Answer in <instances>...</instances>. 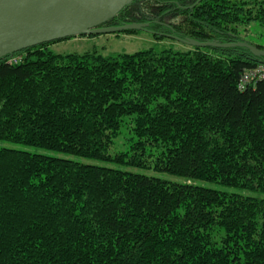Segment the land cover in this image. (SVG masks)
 <instances>
[{"label": "trees", "instance_id": "obj_1", "mask_svg": "<svg viewBox=\"0 0 264 264\" xmlns=\"http://www.w3.org/2000/svg\"><path fill=\"white\" fill-rule=\"evenodd\" d=\"M154 2L155 19L123 33L264 40V0ZM129 8L108 26L131 24ZM71 38L0 60V142L180 181L0 146V264H264V78L239 86L264 57L157 42L109 57L50 48ZM123 123L129 150L111 156Z\"/></svg>", "mask_w": 264, "mask_h": 264}, {"label": "water", "instance_id": "obj_2", "mask_svg": "<svg viewBox=\"0 0 264 264\" xmlns=\"http://www.w3.org/2000/svg\"><path fill=\"white\" fill-rule=\"evenodd\" d=\"M136 0H0V60L22 50L74 36H94L139 30L140 24L101 27ZM173 40L190 47H243L264 57V51L244 42L219 44Z\"/></svg>", "mask_w": 264, "mask_h": 264}, {"label": "rangeland", "instance_id": "obj_3", "mask_svg": "<svg viewBox=\"0 0 264 264\" xmlns=\"http://www.w3.org/2000/svg\"><path fill=\"white\" fill-rule=\"evenodd\" d=\"M158 10L157 4L154 2V0H136L130 5V8L127 12V15L130 16L131 24H136L137 21L140 19H155V12ZM101 27H109L108 22L102 25ZM240 40L244 43L250 44V45H261L264 43V40L262 38H259L257 34L253 33V30L248 31L246 33L240 34ZM158 41L153 40V38L145 32L139 31L135 34H126L123 32L120 33H109V34H100L95 36H74L73 38L58 42L54 45H51L50 48L58 53L61 54H69V53H77L81 54L83 52H89L93 49L96 50L97 54L109 57V56H115L118 54H133L138 51L147 50L153 47H156L160 49L161 47L159 45H163L165 47H173L175 49L179 50H188V47L184 46L183 44L179 42H172L169 40H163L159 42L158 44L155 43ZM20 60V57H13L10 58L9 61L16 62ZM131 133L129 132V126L127 123H123V126L121 127L120 134L117 138L113 140L112 145L109 148V155L113 156L119 152H125L129 150L130 147V137ZM0 146L5 148H13V149H23L27 151H35L39 153H46L53 156H57L60 158H67L71 159L77 162H80L85 165H94L99 167H108L112 169H119L122 171H127L134 174H140L148 177H155L164 179L170 182H176L180 181L179 178L163 173V172H157L151 168H138V167H132L127 165H122L113 161L104 162L99 161L95 159H86V158H78L73 156H67L64 154L59 153H53V152H44L41 150H35L31 148L22 147L13 143L9 142H0ZM201 186L216 190V191H222V192H231V193H240V191L230 189L228 187L221 186L219 184L214 183H208V182H199ZM247 194V193H243ZM249 195V194H247ZM254 196L258 198H263L264 195H258L254 194Z\"/></svg>", "mask_w": 264, "mask_h": 264}, {"label": "built area", "instance_id": "obj_4", "mask_svg": "<svg viewBox=\"0 0 264 264\" xmlns=\"http://www.w3.org/2000/svg\"><path fill=\"white\" fill-rule=\"evenodd\" d=\"M11 62V61H10ZM259 78V79H263L264 78V67H258L257 69H255L253 72L249 73V74H245L241 81H240V88H243L244 85L246 84L247 80L249 78Z\"/></svg>", "mask_w": 264, "mask_h": 264}, {"label": "bare ground", "instance_id": "obj_5", "mask_svg": "<svg viewBox=\"0 0 264 264\" xmlns=\"http://www.w3.org/2000/svg\"><path fill=\"white\" fill-rule=\"evenodd\" d=\"M244 88V87H243ZM243 88H241V89H243Z\"/></svg>", "mask_w": 264, "mask_h": 264}]
</instances>
